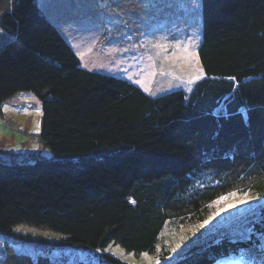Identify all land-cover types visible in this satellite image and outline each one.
I'll list each match as a JSON object with an SVG mask.
<instances>
[{"label":"trees","instance_id":"1","mask_svg":"<svg viewBox=\"0 0 264 264\" xmlns=\"http://www.w3.org/2000/svg\"><path fill=\"white\" fill-rule=\"evenodd\" d=\"M8 1L0 14L12 39L0 50V110L20 92L36 95L51 158L0 156L7 243L90 258L38 256L30 264H126L105 252L111 245L160 264H264V0H199L203 76L190 92L157 96L83 69L37 0ZM233 192L259 200L246 217L251 238L198 236L186 245L181 235ZM22 224L60 238L17 232Z\"/></svg>","mask_w":264,"mask_h":264},{"label":"rangeland","instance_id":"2","mask_svg":"<svg viewBox=\"0 0 264 264\" xmlns=\"http://www.w3.org/2000/svg\"><path fill=\"white\" fill-rule=\"evenodd\" d=\"M37 2L78 55L85 70L127 80L152 96L172 90L190 92L199 80L192 84L186 82L190 78L195 79V67H200V61L195 66L202 39L199 0ZM11 6L12 2L8 0L0 2V14ZM11 40L0 29V50ZM185 47L195 55L190 57L183 51ZM175 77H180V80ZM41 121V102L33 93L20 92L5 101L0 110V156L15 160L36 155L51 158L49 148L41 139ZM243 196L237 193L233 199L239 200ZM248 197L244 204L210 219L218 209L230 202L215 203L221 197L215 200L207 218L209 223L203 228H197L198 224L191 226V230L182 234L181 239L187 242L186 245L198 239V236H201L198 240L208 239L209 236L243 239L241 234H249L247 229L250 224L246 217L259 204L255 196L248 194ZM15 230L52 241L60 238L59 234L48 229L25 224L17 226ZM194 230L195 235L192 234ZM7 238L0 234V264H30V260L38 256L51 259L65 257L69 262L78 260L86 263L90 260L81 251H72L71 254L72 249H65L63 253H39V250L33 249V245L16 244L15 240L7 243ZM105 252L117 256L126 264H155L156 261L149 255L136 257L128 254L119 246L111 245ZM218 264H263V260L225 258Z\"/></svg>","mask_w":264,"mask_h":264},{"label":"snow or ice","instance_id":"3","mask_svg":"<svg viewBox=\"0 0 264 264\" xmlns=\"http://www.w3.org/2000/svg\"><path fill=\"white\" fill-rule=\"evenodd\" d=\"M183 51H184L185 53H188V55H189L190 57L193 56V55H195L194 52H193V53H189L187 47H185V48L183 49ZM198 65H199V58H198V56H197V57H196V61H195V66H198ZM195 66H194V67H195ZM195 71H196L195 79H192V78L188 79V80L186 81L188 84H192V83L195 82L196 79H200V78L202 77V75H203V69H202V68H200V67H195ZM175 78H176L177 80H180V77H175ZM229 79H234V78H229ZM189 90H190V89H189ZM153 94H154V93H153ZM241 114L243 115L245 121H247V119H248L247 110H246V109H241ZM236 196H237V192H233V193H230L228 196L221 197L220 200H217V201L215 202V203H217V204H219L221 201H225V200L230 201V202L227 203L226 207L221 208V209H218V210L216 211V213H214V215H213L212 217H210V219H214L215 216L220 215L221 212L227 211L228 209H231V208H236V207H238V205L244 204V203L246 202V199L249 198L247 192H245V193H244V196H243L242 198H240L239 200H235V199H233V198H235ZM211 206H212V205H209V207H211ZM207 223H209V220H205L203 223L198 224V225H197V228H203ZM18 230H19V229H18ZM247 232L250 234V233L252 232V229H250V228L247 229ZM192 234L195 235V230L193 231ZM241 236H242V238L245 239V240H248V239L251 238L250 235H244V234H241ZM261 238L264 239V237H261ZM179 247H180V244H177V245H176V248H179ZM97 251H100V250L97 249ZM159 251H160L159 246H157V252H159ZM174 251H175V248L173 249V252H174ZM144 255L147 256L146 253H145ZM167 259L171 260L172 257L169 256V257H167ZM150 264H151V262H150ZM155 264H160L159 260L155 261Z\"/></svg>","mask_w":264,"mask_h":264}]
</instances>
